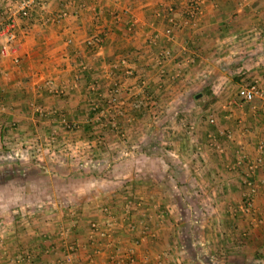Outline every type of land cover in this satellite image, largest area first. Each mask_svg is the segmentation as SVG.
<instances>
[{"label":"crops","instance_id":"obj_1","mask_svg":"<svg viewBox=\"0 0 264 264\" xmlns=\"http://www.w3.org/2000/svg\"><path fill=\"white\" fill-rule=\"evenodd\" d=\"M16 1L0 0L17 33L0 52V165L30 166L33 152L47 173L11 176L21 204L0 206V264H240L263 251L264 161L248 165L264 98L237 90L264 91V0H201L194 19V0H43L28 18ZM213 131H232L222 153Z\"/></svg>","mask_w":264,"mask_h":264},{"label":"rangeland","instance_id":"obj_2","mask_svg":"<svg viewBox=\"0 0 264 264\" xmlns=\"http://www.w3.org/2000/svg\"><path fill=\"white\" fill-rule=\"evenodd\" d=\"M0 20L3 21V22H6V21H8L10 19L6 15V16H2V18H0ZM1 24H2V22H1ZM1 43H2V41H1V38H0V46H1ZM238 99H239L238 100L239 102L242 101L240 97ZM263 105H264V103H263ZM213 115H214V113H213ZM214 117H215L214 123H208V124H210V125L211 124L212 125L216 124V118L217 117H216V115H214ZM219 119H222V118H219ZM226 119H228V118H226ZM237 119H239V118L237 117ZM219 123L222 124L223 122H219ZM231 123L232 122H230V121L224 123V124H228V126H229L228 129L229 130H232L231 129L232 127L230 126ZM191 130L192 129L188 128V131L192 132ZM226 137H228V138L232 137V131L231 132L227 131V132H224L222 134H220L218 132H215V131L211 132L210 135L207 136V139H206L207 147L211 148L212 151L214 152V154H215V151H216V153H222L223 151L222 152L219 151L217 147H219L221 149L222 141L225 140V139H228ZM197 147H195V150L191 151L194 155H195V152L198 153V150L200 151V149H201V147L199 149ZM196 148H197V151H196ZM222 149H223V147H222ZM34 156H35V154L33 152L30 153V156L28 155V158H30V161L32 162V163H30L31 164L30 166L25 165L24 161H23V163H18L17 165H12V164L11 165H4V166L0 165V206L4 205L7 211H11V209L13 207L15 209V208H17L19 206V204H21L20 200L16 198L17 195H18V192L20 190L21 183L19 184V182L14 183L13 181H11V176L12 175H17V174H26L27 175V174H34V173H42V174L43 173H47V171L45 169L46 166L44 165V163H42V162H44L45 159L39 160L38 158H36V156L35 157ZM56 157H58V156H56ZM73 158H74V156L70 157L71 160ZM40 161H42V162H40ZM49 161L50 162L53 161L52 158ZM79 163L80 162H78V165H79ZM249 171H252V170L249 169ZM249 174H250V172H249ZM43 184H44L43 182H40V183L36 182V186L37 185L40 186V185H43ZM242 184L247 185L245 182H243ZM22 188H25V186L21 187V189ZM25 190H27V189H25ZM3 192H4V194H3ZM13 197H15V199H17V200H15ZM14 200L16 201L15 203L13 202ZM36 200H38V202H36V203L42 204V201L39 198H36ZM17 203H19V204H17ZM246 204H247V208L251 205V201L249 200V198L246 200ZM184 216H187V215H183V217ZM194 216H196V215H194V213L190 214V216H189V217H191L190 220H193ZM7 217H8V215H6V218ZM1 218L3 219V217H1ZM187 220H189V219H187ZM191 229H193V228H191ZM188 233L190 234V230H188ZM181 239H183V238H181ZM195 243L196 244H194V245H198L197 242H195ZM261 251H262V249H261ZM247 252H253V251H249L248 250ZM261 256L263 257V260H258L260 257L259 256L257 257V254H253V259L251 258V260H246V261H244V263L242 262L240 264H264V252H261Z\"/></svg>","mask_w":264,"mask_h":264},{"label":"built area","instance_id":"obj_3","mask_svg":"<svg viewBox=\"0 0 264 264\" xmlns=\"http://www.w3.org/2000/svg\"><path fill=\"white\" fill-rule=\"evenodd\" d=\"M43 0H17L16 1V7L15 11L18 13V15L21 18H28L31 14V11L35 9L36 7L40 6L42 4ZM200 1L201 0H194L190 10L188 11V16L191 17V19H194V16L199 13L200 10ZM66 15L65 11H62L60 15H57V18H60L62 16ZM2 22V24H1ZM167 33L170 32V29L166 30ZM0 38H1V46H0V52L2 54H5L11 47H15L17 43V33L15 31L14 23L12 20H8L6 22H3L0 20ZM19 59L18 57L14 59L15 62H17ZM126 73L130 74L132 73L131 68L126 69ZM237 95L241 98L243 102H250L254 98H264V91L262 90V87H260L256 82L241 85L237 90ZM114 99V98H113ZM207 123H214L215 117L213 114L209 115L207 117ZM63 123L67 124V121L63 119ZM192 126V125H191ZM264 161V144L260 143L258 145V156L256 158L255 164L250 163L248 165L249 169L252 170L254 167L257 166L258 163H262ZM245 183L252 188V183L250 180H245ZM91 229H94L95 231H98V227L95 223L91 224ZM101 235L104 234L102 231L99 232ZM65 261L67 264H71L72 257L69 253L65 254Z\"/></svg>","mask_w":264,"mask_h":264},{"label":"trees","instance_id":"obj_4","mask_svg":"<svg viewBox=\"0 0 264 264\" xmlns=\"http://www.w3.org/2000/svg\"><path fill=\"white\" fill-rule=\"evenodd\" d=\"M238 78H239L238 76H235V79H236V80H238ZM261 252H264V250H263V251L259 250V251L256 252V254H257L258 256H261Z\"/></svg>","mask_w":264,"mask_h":264}]
</instances>
